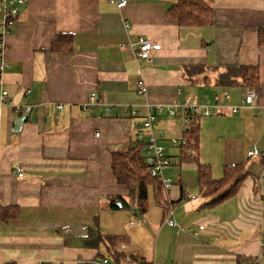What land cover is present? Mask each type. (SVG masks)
I'll return each mask as SVG.
<instances>
[{
  "label": "crops",
  "instance_id": "1",
  "mask_svg": "<svg viewBox=\"0 0 264 264\" xmlns=\"http://www.w3.org/2000/svg\"><path fill=\"white\" fill-rule=\"evenodd\" d=\"M3 1L16 6L17 0H0V6ZM201 1L212 10L211 24L201 27L180 26L169 17L177 0H127L121 9L108 0H27L3 37L0 26V206L19 209L16 218L0 220V264H87L102 257L124 264L109 257L103 244L84 245L96 218L103 235L122 237L115 251L148 264H232L237 256L264 264V198L258 197L264 172L255 160L264 151V44L257 37L264 27V0ZM59 34H70V50L51 49ZM140 37L160 46L148 59L120 48ZM192 66H203L204 73L186 76L185 68ZM234 66L258 68L255 98L244 105L247 88L212 85L211 97L222 88L231 97L212 108L220 117L213 123L225 119L230 134L241 127L238 135L251 146L243 153L224 150L218 164L223 169L246 161L249 176L235 195L204 206L209 199L198 187L196 163L177 162L179 149L170 144L183 136L186 119L166 110L175 103L191 105L195 85L209 84V74L215 84L218 73ZM139 80L144 94L138 93ZM91 95L97 103L90 106ZM156 106L163 113L153 127L175 163L168 171L176 172L169 176L173 184L163 189L179 230L163 221L160 232L171 229L170 238L157 232L150 252L142 244L156 218L128 210L132 220L122 226L108 204L128 193L113 175L111 151L132 143L137 125ZM227 106L238 107L237 113ZM27 110L21 130L13 132L14 121ZM252 145L256 155L247 157ZM191 174L192 188L186 182L194 176L185 180ZM159 237L165 249L159 250Z\"/></svg>",
  "mask_w": 264,
  "mask_h": 264
},
{
  "label": "trees",
  "instance_id": "2",
  "mask_svg": "<svg viewBox=\"0 0 264 264\" xmlns=\"http://www.w3.org/2000/svg\"><path fill=\"white\" fill-rule=\"evenodd\" d=\"M169 17L175 19L180 26L201 27L211 24L212 10L206 2L201 0H177V3L169 10ZM257 37L258 43L264 44V27L258 30ZM51 49L57 51L70 50V34L57 35L52 43ZM204 70L205 68L203 66H192L186 67L185 73L186 76L192 78L204 73ZM258 82L259 71L256 66L228 67L218 73L215 77V85L219 87H250L255 89ZM197 118V115L189 118L185 124L182 133L183 136L179 139L182 140L184 144L176 147L179 149L180 157L177 162L191 160L196 163L198 187L203 192L204 196L209 199L204 206H215L235 195L239 185L247 176H249V173L246 167V162H242L223 166L222 176L218 179L212 178L210 166L200 163L197 158L199 149V119L197 121ZM152 130L155 132L153 124ZM186 150L194 154V156L190 157ZM143 151L144 142L136 140L135 137L132 143L122 146L120 149L111 151V169L113 175L118 184L127 188L128 193L126 197H112L109 201L108 207L112 211L126 209L133 210L134 216L138 214L143 215L146 213L148 207V199L150 195H152L154 197V203L162 212L163 223L167 216L169 205L161 181L157 177H153L149 174V168L144 162ZM255 160L263 167L264 172V151L257 154ZM174 164V160H172V166ZM18 215L19 209L16 206H0V220L6 221L16 218ZM97 221L98 218L95 219L94 228L89 229L88 234L84 239L85 246L96 248L100 244H103L107 248L108 256L117 262H123L124 264H148L142 258L137 256L130 254L123 255L122 253L115 251L114 246L121 241L122 237L106 234L103 235L100 232ZM243 259L244 258L237 256L235 262L232 264H242ZM248 260L250 262L249 264H256L253 259L248 258Z\"/></svg>",
  "mask_w": 264,
  "mask_h": 264
},
{
  "label": "built area",
  "instance_id": "3",
  "mask_svg": "<svg viewBox=\"0 0 264 264\" xmlns=\"http://www.w3.org/2000/svg\"><path fill=\"white\" fill-rule=\"evenodd\" d=\"M110 4L115 5L118 9H121L126 6L127 0H108ZM27 0H17L16 6L7 5L6 1H3V4L0 6V13L2 15L0 26L2 27V37L8 32V29L12 25L14 19L17 17L19 12V7L25 6ZM123 50H131L133 52L134 57L139 60L148 59L150 57V53L154 51H158L160 46L156 43L151 42L145 38H138L136 43H127L120 47ZM4 50V45L0 41V71L3 69L4 61L2 58V52ZM138 93L144 94L147 91V88L142 80L137 82ZM6 93L1 94V101L4 100ZM230 95L228 93L227 88H222L219 93L215 94L212 97L210 106L203 105H181L179 103H175L172 106L168 107L166 113L170 116H180L185 117V122L189 118L195 117L198 113H200L203 117L212 116V108H219L224 101H230ZM255 98V90L253 88H247L244 93V97L242 103L244 105H251ZM90 106L92 104L95 105L97 100L94 95H91L89 98ZM61 106H58L57 109H61ZM232 114L237 113L238 107L236 106H227ZM163 113V109L161 106H156L151 109L148 115L142 120L140 126L137 125L135 132V139L144 142V162L149 168V174L153 177H157L162 184V187L167 190L172 184L173 180L171 177H166L165 172L169 171L172 166L171 158L165 153V148L160 144L159 136L152 130V124L156 120V118ZM131 116H136V112H131ZM99 133H96L95 136L98 137ZM170 144L172 147H177L183 145L184 142L179 139H170ZM187 154L192 157L191 153L186 150ZM256 155V148L253 147L247 152V157H252ZM14 172L17 177H21L22 171L19 167H14ZM259 185L262 183V180H259ZM259 199L262 200L264 198V190L262 194H259ZM164 223L171 227L179 230L178 225L172 219V210L168 208L167 216L164 219ZM131 225V223H130ZM203 227H199V230H202ZM249 260L247 258L243 259L242 264H249ZM87 264H109L108 260L105 258L95 259Z\"/></svg>",
  "mask_w": 264,
  "mask_h": 264
},
{
  "label": "rangeland",
  "instance_id": "4",
  "mask_svg": "<svg viewBox=\"0 0 264 264\" xmlns=\"http://www.w3.org/2000/svg\"><path fill=\"white\" fill-rule=\"evenodd\" d=\"M210 75L211 74L208 75V77H209L208 80H210L209 84L207 82H205V83H203L204 86H202V87L197 86V85L194 86L196 98L193 101V103H191L192 105H194V106H197V105L210 106L211 105L212 85H215V84H214V78ZM242 94H243L242 91H238V97ZM198 97H199V99H198ZM241 112L242 111H240V113L236 114L237 117L242 115ZM199 115H200V113L197 114V116H198L197 121L199 119V149H198L199 162L203 163V164H207L210 166L211 172H212V178L214 176H215L214 178H220L222 176V169L220 167V164H218V163H220L222 158H223L224 150L225 151L230 150L229 152H236V151L238 152V150H241L243 153L244 150H246V148L251 146V145H249V144H251V142L248 143L249 138L248 139L245 138V140H244L242 137H240V135H238L241 132V127H239L238 129L235 130L236 133L230 134L232 129L229 128L228 133H227V124H226L225 119L223 120L222 124H220V123L216 124V123H213V121L219 119L220 117L215 116V114H213V116H210V117H203V116H199ZM175 118H177V117H175ZM223 124H225L226 128H224ZM224 129H226V133H227L226 135L223 134ZM163 137L167 138L164 134H163ZM253 147H255V145H252L251 148H253ZM244 162H246V161H244ZM212 169L217 173V175L213 173ZM171 173L176 174L175 170H172L170 172L166 171L165 176L169 177L171 175ZM193 176H194L193 182H191V183L186 182L188 185H191V188L193 187L192 184H195V175L191 174V175H187L185 177V180H186V179L193 178ZM261 179L263 181L258 186L259 189L257 186H256V189H258V191L260 190V192L262 193L264 190V174H263ZM154 202H155L154 197L152 195H150V197L148 199V207H147L146 213H147L148 217L150 215L152 217H155L157 222H155L153 224L152 223L149 224V226H151V228H153V231L148 233L149 239L147 241L145 240L144 243L142 244V249L143 250H150V252L154 248L155 236H156L157 232H159V235H160V233L165 234V232H168L169 238H170V233H172L171 229L170 230L169 229L168 230L163 229V231L160 232V226H161L162 221H161L160 215L157 212V208H156L157 205ZM114 213H116V220L120 221V224L122 226H125L129 222V219L132 220L131 219L132 214H130V212L126 209L115 210ZM134 218L135 217H133V219ZM145 218L147 221V216ZM143 227H145V226H143ZM123 229H124V227H123ZM133 229H134V226L131 227L130 232L133 231ZM257 229H258V227H257ZM262 230L264 232L263 227H262ZM145 231L147 232L146 229H145ZM165 247H166L165 244H163V245L160 244V237H159V242H158L159 250L165 249Z\"/></svg>",
  "mask_w": 264,
  "mask_h": 264
},
{
  "label": "water",
  "instance_id": "5",
  "mask_svg": "<svg viewBox=\"0 0 264 264\" xmlns=\"http://www.w3.org/2000/svg\"><path fill=\"white\" fill-rule=\"evenodd\" d=\"M28 112L29 110H27L24 114H22L20 117H18L15 121H14V125L12 128L13 132H19L22 128L23 123L25 122L27 116H28Z\"/></svg>",
  "mask_w": 264,
  "mask_h": 264
}]
</instances>
